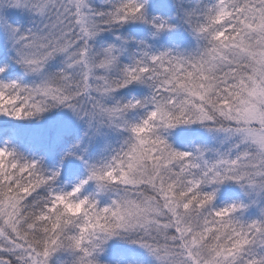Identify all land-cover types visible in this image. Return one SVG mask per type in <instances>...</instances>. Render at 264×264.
<instances>
[{
	"label": "snow or ice",
	"instance_id": "obj_1",
	"mask_svg": "<svg viewBox=\"0 0 264 264\" xmlns=\"http://www.w3.org/2000/svg\"><path fill=\"white\" fill-rule=\"evenodd\" d=\"M8 10L28 12L34 27L21 31ZM131 21L150 23L155 33L169 27L147 18L145 0H108L106 10L91 0H0L12 59L37 77L31 86L0 82V116L26 120L63 107L128 134L71 191L53 188L58 172L0 147V264H53L59 255L68 264H98L114 238L144 249L154 264H264V0H213L186 11L197 42L188 53H151L141 41L122 65L126 41L94 47L102 32ZM58 56L62 67L47 74ZM132 84L146 85L149 95L108 105ZM137 110L142 119L130 123L127 114ZM193 124L223 134L228 150L209 159L199 147L175 150L163 135ZM89 182L96 193L81 196ZM225 182L245 190L249 203L214 207ZM104 194L109 203L100 206ZM256 204L259 216L241 221Z\"/></svg>",
	"mask_w": 264,
	"mask_h": 264
},
{
	"label": "rangeland",
	"instance_id": "obj_2",
	"mask_svg": "<svg viewBox=\"0 0 264 264\" xmlns=\"http://www.w3.org/2000/svg\"><path fill=\"white\" fill-rule=\"evenodd\" d=\"M212 2L213 0H145L147 18L151 20L158 17L164 20L169 26L167 30L155 33L150 23L131 21L110 31L102 32L96 37L94 47L97 50H102L110 45L119 47L121 41H126L124 44L125 51L120 56L122 65L132 63L135 54L140 51L139 42L141 41L147 45V50L151 53L163 51L191 52L197 47V42L184 22V13L198 7L203 8ZM91 3L98 10H106L108 7V0H91ZM4 15L9 23L21 31L34 27V18L26 11L8 10ZM117 37L120 39L118 40ZM13 55L8 37L0 29V67L6 65L5 72L7 73L17 71L18 74L8 76L14 79V75H19L31 86L37 77L25 74L23 68L13 61ZM62 65L63 57H55L46 65L45 72L53 74L59 71ZM2 75L3 73L0 74V76ZM3 79L7 78L4 76ZM149 91L146 85L132 84L115 92L107 103L111 106L117 101L123 103L133 98L143 99L149 95ZM142 117L143 112L137 110L129 112L126 119L130 123H135ZM10 119L18 123V129H22V138L26 137L27 142L21 148L18 144L0 141V147L13 150L18 157L32 161L36 155L32 145L47 142L43 146L46 147V156L45 160H42L41 169L45 173H59L53 188L62 191H71L74 186L85 180L90 165L99 166L107 162L120 149L128 135L126 132L106 124L93 122L90 125L87 120L78 118L70 110L63 107L50 109L38 117L31 118V120ZM186 127H189L188 130ZM163 135L175 150L192 151L199 147L206 150L209 159L214 158L216 152L227 151L229 147L224 142L223 134L210 132L199 124L180 125L165 131ZM0 137H2L1 133ZM69 141L73 142L74 146L62 154L63 160L59 167L50 166L52 154L56 147L62 142ZM96 191L95 183L89 182L84 186L80 195L91 197ZM109 199V194L97 198L100 206L107 205ZM250 199L249 196L245 195V190L241 189L238 184L225 182L216 188L213 204L214 207L221 208L233 203H249ZM259 210V204L252 205L239 218L241 221L254 220L259 216ZM108 242L110 243L109 249L112 250L114 248L112 247V239ZM132 245V247L122 249V258L120 259H126V261H122L120 264H154L153 259L144 249ZM106 255L105 253V257ZM103 257L101 254L97 260L103 262L101 260Z\"/></svg>",
	"mask_w": 264,
	"mask_h": 264
},
{
	"label": "trees",
	"instance_id": "obj_3",
	"mask_svg": "<svg viewBox=\"0 0 264 264\" xmlns=\"http://www.w3.org/2000/svg\"><path fill=\"white\" fill-rule=\"evenodd\" d=\"M17 73V71H13L11 73H3L2 76H0V82H10V81H16L17 83L21 84V85H27L29 86L28 82H25L24 79H22V77H20L19 75H14V79L10 78V74H15ZM18 74V73H17ZM9 75V76H8ZM4 76L7 79H3ZM127 101V99H126ZM31 120V118L29 119ZM18 123L12 121L9 117L7 116H0V133L2 134V137H0V141L1 142H5V143H10V144H18L21 148L24 146V143L27 142L26 137H23V133H22V129H18ZM189 127H186V129L188 130ZM23 139V140H21ZM47 143V142H46ZM45 143V144H46ZM45 144H38V145H32V149L35 152V156L32 158V161H38L40 166L42 163V160H45V156H46V147ZM74 146L73 142H62L60 143L56 149L54 147V151H53V156L52 159L50 161V166L58 168L59 165L62 163L63 160V153H65V151L71 150V148ZM29 152V151H28ZM29 154V153H26ZM42 167V166H41ZM43 195H46V193H43ZM130 245V246H129ZM132 243H130L128 240L126 239H120V238H114L112 239V250L109 249L110 248V243L107 242L104 245V250L100 253V255L102 254L104 257L101 259L103 260V262L98 261V264H120L122 261H126V259H120L122 258V249L124 248H129L132 247ZM105 253L107 254L105 257ZM70 258L67 257L66 255H59L57 257L54 258L53 264H68ZM119 262V263H118Z\"/></svg>",
	"mask_w": 264,
	"mask_h": 264
}]
</instances>
